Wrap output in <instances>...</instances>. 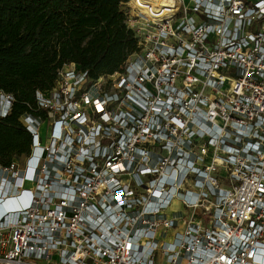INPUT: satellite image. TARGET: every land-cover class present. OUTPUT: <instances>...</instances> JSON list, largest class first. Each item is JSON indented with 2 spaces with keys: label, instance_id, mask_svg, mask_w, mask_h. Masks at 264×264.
<instances>
[{
  "label": "built area",
  "instance_id": "obj_1",
  "mask_svg": "<svg viewBox=\"0 0 264 264\" xmlns=\"http://www.w3.org/2000/svg\"><path fill=\"white\" fill-rule=\"evenodd\" d=\"M127 4L124 64H65L20 117L0 264H264V0Z\"/></svg>",
  "mask_w": 264,
  "mask_h": 264
},
{
  "label": "trees",
  "instance_id": "obj_2",
  "mask_svg": "<svg viewBox=\"0 0 264 264\" xmlns=\"http://www.w3.org/2000/svg\"><path fill=\"white\" fill-rule=\"evenodd\" d=\"M128 0H0V88L15 96L0 118V164L27 153L31 133L20 117L58 70L75 63L97 78L112 74L138 49Z\"/></svg>",
  "mask_w": 264,
  "mask_h": 264
},
{
  "label": "rangeland",
  "instance_id": "obj_3",
  "mask_svg": "<svg viewBox=\"0 0 264 264\" xmlns=\"http://www.w3.org/2000/svg\"><path fill=\"white\" fill-rule=\"evenodd\" d=\"M124 10L126 11V13L128 14V19L129 18H133V11L129 8L128 4L126 3L124 5ZM129 24L132 23V21L129 19L128 21ZM42 131H43V134H49V128L47 129V125H43L42 127ZM169 233L171 234V231L169 230ZM163 259V254L160 252L157 256V261H160Z\"/></svg>",
  "mask_w": 264,
  "mask_h": 264
}]
</instances>
